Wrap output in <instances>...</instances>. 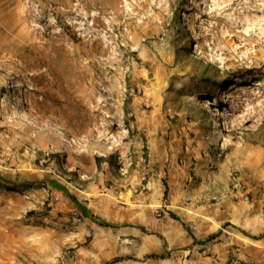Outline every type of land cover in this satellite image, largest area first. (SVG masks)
Segmentation results:
<instances>
[{"label": "rangeland", "instance_id": "rangeland-1", "mask_svg": "<svg viewBox=\"0 0 264 264\" xmlns=\"http://www.w3.org/2000/svg\"><path fill=\"white\" fill-rule=\"evenodd\" d=\"M125 259L264 264V0H0V264Z\"/></svg>", "mask_w": 264, "mask_h": 264}, {"label": "crops", "instance_id": "crops-1", "mask_svg": "<svg viewBox=\"0 0 264 264\" xmlns=\"http://www.w3.org/2000/svg\"><path fill=\"white\" fill-rule=\"evenodd\" d=\"M181 235H182V231H180ZM127 236H132L135 238H139L142 239L143 242L148 246V245H152L153 247H155L157 249V253H165V247L163 244H159L157 241L151 240L150 238L144 239L140 232L138 230H132L131 232H129V230H124L123 231V237H127ZM184 243L186 245H193L195 244L194 239L192 238H184ZM195 246V245H194ZM169 250L171 248H168ZM123 251H126V248H123ZM170 262H168V259H163L157 262H152V264H169ZM123 264H139L138 261H136L135 259H125L123 260Z\"/></svg>", "mask_w": 264, "mask_h": 264}, {"label": "trees", "instance_id": "trees-1", "mask_svg": "<svg viewBox=\"0 0 264 264\" xmlns=\"http://www.w3.org/2000/svg\"><path fill=\"white\" fill-rule=\"evenodd\" d=\"M54 184V186L58 189V190H63L66 191L67 193H69V198L79 207L83 210V212L85 213V215L89 218L95 219L98 221L97 218L94 217V215L91 214V212L89 211L88 208H86L83 204H81L77 198L71 194L63 185L59 184L58 182H52ZM168 187V186H167ZM103 225H107V224H103ZM214 237L210 238L209 240L213 239ZM204 243V242H203Z\"/></svg>", "mask_w": 264, "mask_h": 264}]
</instances>
